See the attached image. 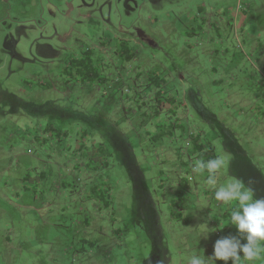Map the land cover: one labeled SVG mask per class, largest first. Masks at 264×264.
<instances>
[{"label":"rangeland","instance_id":"rangeland-1","mask_svg":"<svg viewBox=\"0 0 264 264\" xmlns=\"http://www.w3.org/2000/svg\"><path fill=\"white\" fill-rule=\"evenodd\" d=\"M220 154L264 198V0H0V264L209 255Z\"/></svg>","mask_w":264,"mask_h":264},{"label":"clouds","instance_id":"clouds-1","mask_svg":"<svg viewBox=\"0 0 264 264\" xmlns=\"http://www.w3.org/2000/svg\"><path fill=\"white\" fill-rule=\"evenodd\" d=\"M229 157L217 155L208 160H196L192 171L205 177L206 186L214 190V199L232 207L230 220L225 223L234 227L236 234L221 236L213 244L211 254L193 253L186 264H256L264 259V198H258L249 186L252 181L232 177L220 182V177L229 167ZM222 231V230H219ZM207 231L204 240L210 238ZM167 257L158 264H165Z\"/></svg>","mask_w":264,"mask_h":264}]
</instances>
